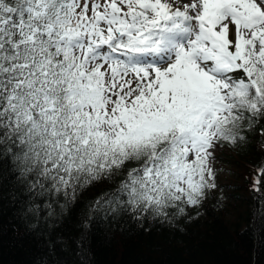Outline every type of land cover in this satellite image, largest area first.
<instances>
[{
	"label": "snow or ice",
	"instance_id": "snow-or-ice-1",
	"mask_svg": "<svg viewBox=\"0 0 264 264\" xmlns=\"http://www.w3.org/2000/svg\"><path fill=\"white\" fill-rule=\"evenodd\" d=\"M180 2L0 0V157L30 164L50 218L128 161L142 163L97 210L196 206L212 150L264 118V0Z\"/></svg>",
	"mask_w": 264,
	"mask_h": 264
},
{
	"label": "trees",
	"instance_id": "trees-1",
	"mask_svg": "<svg viewBox=\"0 0 264 264\" xmlns=\"http://www.w3.org/2000/svg\"><path fill=\"white\" fill-rule=\"evenodd\" d=\"M262 130L264 118L252 128L245 120L243 140L221 141L230 180L208 189L196 206L166 209L168 216L97 210L95 202L142 161L126 162L114 180L58 197L50 218L52 198L38 195L39 187L29 191L21 179L30 164L0 157V264H264V217L257 214L264 198ZM29 208L39 209L35 217Z\"/></svg>",
	"mask_w": 264,
	"mask_h": 264
},
{
	"label": "rangeland",
	"instance_id": "rangeland-1",
	"mask_svg": "<svg viewBox=\"0 0 264 264\" xmlns=\"http://www.w3.org/2000/svg\"><path fill=\"white\" fill-rule=\"evenodd\" d=\"M84 0H81V3H83ZM190 0H181L180 7L182 8L184 3H188ZM176 5H174L175 7ZM234 25H229V38L233 39V31H234ZM213 151V159L211 160V166L213 168V171L215 173V184L216 187L222 186V184L226 183L230 180L231 175L233 174V167L231 164H229L226 159V152L223 151V149L219 146H216ZM208 191L206 190L205 193Z\"/></svg>",
	"mask_w": 264,
	"mask_h": 264
}]
</instances>
